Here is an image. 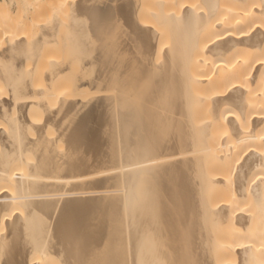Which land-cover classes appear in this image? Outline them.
<instances>
[{
    "label": "bare ground",
    "instance_id": "bare-ground-1",
    "mask_svg": "<svg viewBox=\"0 0 264 264\" xmlns=\"http://www.w3.org/2000/svg\"><path fill=\"white\" fill-rule=\"evenodd\" d=\"M13 1L16 0H0V45L3 47L5 46L4 41L7 43L4 48L0 47V65L2 69L6 63L7 65L10 63L13 72L12 74L11 71L9 72L10 77L6 73L9 68H4L0 72L7 69L4 74L0 75L2 78L6 76L9 83L5 82L6 87L4 83L6 79L2 81L3 83L0 80V83L4 85V88H7V84L10 85L9 91L6 89L8 93L4 91L3 97H0V264H56V261H58L57 264L61 261L63 264H264V0H165L168 3L165 5L164 2L166 8L163 9H160L163 6L162 1L158 0L159 4L162 3L158 9L160 14L157 9L154 10L155 14L160 15V20L157 19V15L151 17L159 22L163 19L162 23L167 18V21L165 20L167 25L173 24L168 26L170 30H166L172 31L170 34H173L172 36L169 34V37L170 39L175 38L174 41L177 39V43L184 39V43L182 42L184 45L180 44V47L183 46L184 49L181 50L176 48L179 44L172 46L174 41L169 38H166L163 43L161 38L165 39V37L160 38V33L162 34L164 30L157 33L158 28L161 27L154 25L157 23L156 19H154L155 23L147 22L144 25L145 20L142 24L143 19L140 20L139 15L136 19L140 23L133 17L136 13L132 16V13L137 12L136 7L132 6V1L137 5L136 0H104L106 5H124L123 9L126 2L134 7L132 10L135 11L132 12L126 6L128 11L124 12L126 11L124 9V15L118 14L117 18V13L113 11L117 7L112 5L116 8L111 10L108 6L110 11L107 10L108 13L106 11L108 20L105 21L108 27H112L108 28L105 22V25L103 24L112 32L116 28L111 25L115 22L116 15L118 24L117 22L114 24L119 25L117 29L119 28L124 33V39L129 36L131 44L125 46L129 49L130 55L134 57L129 60H120L121 63L131 64L129 67L126 65V67H121L120 73L115 70L117 74H120L118 79L121 82L118 85L112 83V86H115L116 96L113 99L109 97L111 95L109 94L108 100L104 102L107 105L103 107V112H101L102 107L100 108V121L103 127L100 126L102 132L99 134L101 135L97 134L101 131L100 127L87 128L86 122L91 124L92 116L88 115L90 116L88 120L91 121L89 122L85 119L86 115L85 117L80 115L83 118L79 117L81 110L78 111L79 113L76 112L78 116L74 113L75 118L77 116V119L86 120H84L86 129L93 134V136L90 133L86 134L88 144L85 140L81 141L84 145L86 143L85 147H87L83 146V154L87 149V155L96 151L99 153L96 156H100L98 159L95 156L96 153L90 155L94 160L87 158V155L83 157L85 159L82 161L88 166L85 168L88 169L86 172L81 168L83 162L80 163L75 156V161L78 160L81 165V169H78L83 172L81 174L78 172V175L66 171L63 161V167L59 161L60 166L57 165L59 168L55 173L56 166L53 162L55 157L50 156L51 149H55L53 146L62 137L64 139L60 127H63V122L66 123L68 120H62L65 115L61 113L63 109L57 108V111L53 107L54 104L53 106L50 103L48 105L45 100L57 99L58 101L59 97L61 100L62 96L64 98L67 96L69 97L68 102L73 101L71 96L74 91H70L71 89L67 92L60 91L61 96L59 93L55 94L53 80L59 74H63L64 68L54 65L56 61L53 60L54 62H48V67L52 64L53 67L49 69L47 67L44 72L42 68L39 69L40 73L45 74L43 76L46 82L44 84L43 81L44 86L42 87L41 84L38 86L39 83L35 79L36 70H38L36 64L38 65L37 60L40 57L39 48L54 40L52 33L57 19L49 18L51 21L47 25L43 24L41 32L37 31L39 34L37 33L35 40L34 38L29 40L26 37L28 31L25 28V22L30 21L29 18L28 20L23 18L25 20L23 26L17 23L19 22L18 16L14 21L12 18L8 20L11 15L8 12L12 10ZM97 1L59 0L61 4L57 2L59 4L57 6L63 10L68 2H71V8L68 10H71L74 21L81 22V26L86 27L82 16L86 14L89 5ZM197 4L200 12L196 10ZM120 8L119 6V13L122 10ZM56 9L58 10V8L54 10ZM61 9H59L60 12ZM57 10L58 14H55L59 17L60 12ZM161 10H163L162 14ZM111 11L114 16L110 14ZM36 12L31 10L29 15L31 19H34L31 21H35L38 25L40 24L37 23L39 17L34 18ZM128 12H130L129 16L133 17L132 19L128 17ZM39 14L37 12V16ZM140 14L143 15V13ZM151 14H148L147 10L146 15ZM164 14L167 16L163 17ZM120 19L123 20L121 27ZM193 23L195 25L192 27ZM15 24H18V27ZM147 24L153 25L158 30L154 27V29L150 28ZM79 26L75 24L74 29H70L69 33L73 34ZM102 27L98 29L99 32L96 31L99 36L93 35L94 40L97 37L100 40L103 39L102 34L106 32H103ZM27 28L29 29L28 26ZM171 28L177 32L175 30L173 32ZM108 33L104 36L107 37ZM174 33H177L176 37ZM108 39L107 37L106 40ZM98 42L96 41L95 44ZM105 42L101 40L98 44L105 45ZM127 49L126 53H128ZM176 49L181 53H178ZM21 52L27 56L26 58H32L29 60H32L35 67L34 65L28 67L29 63H26L24 56H22L23 60L16 57ZM132 64H138V66L134 67ZM25 66L28 68L25 69ZM58 66L61 65L58 64ZM23 69L25 71L21 74ZM21 76L23 79L20 81ZM111 76L108 74V79L109 77L112 79L113 76ZM52 89L53 93H51ZM100 90L103 89L100 88ZM93 93L95 92L92 91L91 95ZM99 93L102 96V93ZM70 94L71 96H68ZM79 95L81 96V93ZM52 96L54 97L51 99ZM75 96L73 94V97ZM71 98L72 100L69 101ZM59 102L56 104L60 108ZM68 102L67 105L73 103L72 105L76 106L74 102ZM13 103L17 105V109ZM36 104L44 110L46 116L45 118L43 114L41 116L44 120H38H42V126L46 127L45 123L47 127H55V122L59 120L56 117L61 118L60 121L63 122H58L62 123V126L58 127L61 132H57L61 133V138L56 135L57 139L53 133L57 131L55 128L59 124L54 129L49 128L53 131L51 136L48 132L50 130L39 127L41 122L37 124V120L32 121L36 118L30 119L32 115L31 117L28 115L27 112L30 110L28 108L32 105L34 108L30 111L35 110ZM11 107L15 109V112L17 111L16 116ZM77 109L78 107L73 111ZM57 112L61 113V117L59 113V116L55 115ZM66 117L65 119H68ZM70 117L73 120V117ZM95 121L98 120L95 119ZM29 124H31L32 132L35 131V136L38 134L41 136V138L39 136L36 138L38 139L36 145H34L35 137L33 138L32 135H26L24 132V136L20 133V137L23 136L21 138L15 135L19 129L24 131L28 128ZM34 124L43 130L38 127L34 128ZM84 125L82 126L85 127ZM91 125L89 127H92ZM33 128H37L38 133ZM39 130L40 132L45 130L44 135L49 137L47 141L41 140L44 135L39 133ZM95 130L99 131L95 132ZM84 131L87 132V130ZM45 132L50 135L48 136ZM25 136L33 138H31L33 144L28 139L33 147L27 142ZM94 136L97 139L102 136L97 140L100 143L94 142L96 139ZM51 137L57 141L55 142ZM82 137L85 138L84 135ZM43 138L46 140V137ZM65 139L63 144H70V142L65 143L67 141ZM60 141L61 144L62 140ZM92 142L93 148L91 147ZM50 144L54 145L51 147ZM67 147L62 146L60 149L64 151ZM88 147L95 151L91 152ZM97 147L99 150L102 148V154L96 150ZM32 149L37 156L33 155ZM28 151L32 153V156ZM65 152L68 151L61 153ZM61 153L58 154L61 155ZM80 153L82 155V152ZM27 155L31 156L32 161L41 159L36 162L37 164L35 163V166L32 161H29V166V163L25 162L28 161ZM63 155L66 158L69 156L67 153ZM65 157H63L64 160ZM40 160L45 161L39 163ZM74 166L76 167L75 164ZM72 171L75 172L74 169ZM82 204L85 207L79 208ZM86 204H89V207ZM61 205L71 206L68 208L70 210H72V205H78L71 211L81 209L78 216V213L73 212L74 215L69 212L71 216L73 215V219L75 218V222L69 217L68 221L64 220L65 224L67 222L69 224L70 220L74 223L70 221L72 224L66 225V228L63 225V229L54 228L51 220L53 222L56 217H53L54 219H49L50 225L43 226V228L47 226L48 228L38 231L40 219L35 220L38 216L36 213L45 208L54 207L56 210ZM55 206L58 207L55 208ZM89 208L93 210L90 212ZM55 210V213L62 211ZM26 211L32 213L36 211L35 218L29 216V220L26 216L23 217ZM84 211L87 214L83 216L81 212L84 214ZM50 215L47 217L49 218ZM44 216L46 218V215ZM43 219L44 217L41 220ZM46 220L44 219V222ZM34 222L38 223L37 227ZM25 224L26 226L30 224V230L26 229ZM70 225L73 226L69 227ZM22 226L26 227L25 230L22 229L24 234L32 231V235L29 236V232L28 236H22ZM32 226L38 231L34 235ZM33 256L35 257L32 258Z\"/></svg>",
    "mask_w": 264,
    "mask_h": 264
},
{
    "label": "rangeland",
    "instance_id": "rangeland-1",
    "mask_svg": "<svg viewBox=\"0 0 264 264\" xmlns=\"http://www.w3.org/2000/svg\"><path fill=\"white\" fill-rule=\"evenodd\" d=\"M62 1V0H61ZM143 1H145V0H136L135 1V3L137 4V5H135L134 4V2L132 1V3L134 4H132V6H134V7H136L135 8V10L137 9V12L135 11V10H132V9H134V7H131V5H129L128 3L129 2H126L127 4H126V6H128L129 7V11H131L132 10V12L133 11H135L134 13H132V16H133V14H135L133 17H135V19H136V17H138V15H139V19L141 20V19H143V20H141V23L142 22H144V20H145V22H144V25H146V23L147 22H149V23H153L154 21H156L157 19H159V16L160 15H158V14H155L156 12H155V10L157 9V11H158V9H159V7L162 5V3H163V6H161V8L160 9H163L164 7L166 8V6H164V2H165V0H160V1H162V3L160 2V4H159V1L157 2L156 0H146L145 2H143ZM14 3L11 5V7H12V10L11 11H9L8 13H10L11 15L9 16V21L10 20H12V21H14V19H17L18 18V21L19 22H17V23H19V25L21 24V26H23L22 24H24L23 23V21L25 22V20H23V18H25L26 20H28V18L30 19V21L31 20H34V19H31L32 17L29 15V14H31V13H29V12H31V10H35V11H37L38 12V16H37V12L35 13V15H32V16H35L34 18H37V17H39V18H37L39 21L37 22V23H40V24H36V22L35 21H29L28 20V22H30V24L28 23V22H25V28L27 29V31H28V34H27V36L26 37H28L29 38V40L32 38H34L33 40H35V38L38 36V34H39V32H37V31H40L41 32V30L43 29L42 27H44V23H45V25H47L48 23H49V21H51L49 18H55V19H57L56 21V26H55V29L53 30V35H52V38L54 39L52 42H49V43H46V44H48V45H43V46H40V48H39V51H40V57L38 58V65L36 64V68L38 69V70H36V72L38 73H36V75H35V79L38 81V83L39 84H37L38 86L41 84V86L43 85V81H44V84L46 83L45 82V80H43L44 78H43V76H45V74L43 73L46 69H47V67L49 66L48 65V62H52L53 60L54 61H56V63L54 64V65H56L57 67H63L64 68V70H63V74L61 73V75L59 74L57 77H55V79L53 80L54 81V83H53V85L55 86V94L56 93H59L60 91H65V92H67V90H70V91H74V92H76V93H74L73 92V94H74V96H75V94H76V96L75 97H73V94H72V96H71V94L70 95H68V96H71L72 98H73V101L72 102H74L75 104H76V106L75 105H72L73 103L70 101V100H72V98L71 99H69V101L70 102H68V98H67V96H66V98H64L63 96H62V99L60 100V98L61 97H59V96H61V94L59 93V100L58 101H60L59 103H58V106L60 105V108L59 107H57V104H56V102H58L57 101V99H54L53 101H55V102H53V101H50V99H46L45 100V102L49 105V103H50V105H52L53 106V104H54V108L57 110V108L58 109H63V111L61 112L62 113V115L63 114H65V115H63V117H64V119H63V117H62V120H64V121H66V120H68V122H63L62 120V122H63V124L65 125V128H64V125H63V127H60V128H62L61 129V131H62V136L64 135V139L66 138H68L67 139V141L65 142V143H69L70 142V144H63V137L62 136H60V134L59 133H57L58 131H60V129L58 128L62 123H58L59 121H60V119L61 118H58V117H56V119H59L58 120V122L56 123L55 122V127L57 126V128H55V127H47V125L44 123V125L46 126V127H44V126H42V120L41 121H38V120H40V119H43L42 117L43 116H41V115H43L44 114V110L43 109H41V107L40 106H37V104H36V106L37 107H35V110H33V111H30L32 108H34V106H35V104H33L34 106L32 107V105L30 106L31 108H28V109H30V110H28V115L31 117V115H32V118H30V119H34V118H36L35 120H32L33 122L34 121H36V123L38 124V122H41V126H39V127H43V129L44 128H47L48 130H50V131H48L50 134L53 132L51 129H49V128H55V130L57 129V131H55V132H53L54 133V135H55V137L58 139V137H62L60 140H62V143L60 144V140L58 141V143H56V145H59L58 147H56V145H51V147L53 146V147H55V149H56V151H58V153H61V152H64V151H68V152H70V153H72V154H69L68 152H65V153H67L68 155V157L66 158L63 154H65V153H61V155H62V157H61V155H59L58 153V155L56 154V151H55V149L54 148H52L51 149V154H50V156H52V157H55V160L53 161L54 163H55V173L57 172V168H59L57 165H59L60 163H59V161L61 162V164L60 165H62V161H63V165H64V163H65V165H64V168L66 169V171H68V172H72L71 174H76V175H78V172H79V174H81V173H83L81 170H79L78 168H80V164H79V161L78 160H80V163L81 162H83L84 161V159L85 158H83V157H85V155H87L86 153L88 152L87 151V149H85V151H86V153H84L83 154V151H84V147H85V145H86V143H85V145H84V143H81V141L83 140V142H84V140L86 141L87 139H86V134L87 133H90V130H88V129H86V124H88V126H87V128H90V129H93V127H102V122L100 121L101 120V118H100V114H101V112H103L102 110H103V107H105L107 104L106 103H104V102H106L107 100H108V95L109 94H111L109 97H113V99L115 98V96H116V94H115V86H112L113 84L114 85H116V83H117V85H118V83L119 82H121L120 81V79H118V77H120V74H117V72L120 70V68L121 67H126V66H130L131 64H128V63H121V61L120 60H129L131 57H132V59H133V57L134 56H131L130 55V53H129V49H127V46H125V45H129V44H131V40L129 39V36L127 37L126 35V37L127 38H123V36H124V33H122L120 30H119V28L117 29V26H119V25H115L114 23L115 22H117L116 21V15H115V22L113 23V24H111V25H113V28L114 27H116L112 32H110L108 29H107V25H108V23H106V19L108 18L107 16L108 15H106L107 13H108V11L107 10H109L110 11V9L109 8H111V10H113V9H115L116 7V9H118L119 8V6L122 8V6H124V5H122L121 6V4H118V6L116 5V4H111V5H106V3H105V1L104 0H98L95 4H92V5H89V7L87 8V11H86V14L85 15H83L82 17V20L84 21V23L86 24V27H82L81 26V22L79 23V22H76V21H74V18L72 17V15H71V10H68V9H70L71 8V5L70 4H72L71 2H68V4L66 5V8L65 9H63L64 10V12H63V10L61 9V8H59L57 5H59L58 3H60L59 2V0H23V1H19V0H16V1H13ZM18 2H20L19 3V5L17 4ZM58 2V3H57ZM157 2V3H156ZM55 3V4H54ZM141 3H143L142 4V6H141ZM166 3H168L167 1L165 2V5H166ZM198 3H200L201 4V2H199L198 1ZM17 4V5H16ZM61 4V3H60ZM122 4H124V3H122ZM140 4V5H139ZM149 4V8L150 9H147L148 7H147V5ZM156 4L158 5L159 4V6H156ZM170 4V3H169ZM204 4V3H203ZM53 5V6H52ZM56 5V6H55ZM70 5V6H69ZM112 5H114V6H116L115 8H114V6H112ZM152 5V6H151ZM202 5V4H201ZM55 6V7H54ZM108 6H109V8H108ZM110 6H112V7H110ZM124 7V9H126V11H124V9L122 8V10H121V12L119 13L118 11H120L119 9L118 10H113L114 12H116L117 13V18H118V14L120 15V14H123L124 15V13H123V11L124 12H127L128 11V8L127 7ZM141 6V7H140ZM155 6H156V8H155ZM204 5H202V7H203ZM138 7H139V9H140V12L138 11L139 9H138ZM143 7H145V8H143ZM167 7L168 8H170V5H168L167 4ZM175 7H177V5H175ZM200 7V6H199ZM202 7L200 8V9H202ZM37 8V9H36ZM52 8H58V12H60V10L59 9H61V12H60V14L58 15L59 17H57V15L56 14H58V13H56V10H54V9H52ZM120 8V9H121ZM131 8V9H130ZM153 8V9H152ZM203 8H205V6L203 7ZM51 9L53 10V11H51ZM155 9V10H154ZM199 8H198V4H197V9L196 10H198ZM69 12H68V11ZM146 10V11H145ZM147 10H148V14H151L152 12H153V14H151L150 16L149 15H146L147 14ZM151 10V11H150ZM168 11H169V9H167ZM167 10H164L165 12H167ZM29 11V12H28ZM55 11V12H54ZM106 11H107V13H106ZM163 10H161V14L163 13L162 12ZM199 12L201 11V10H198ZM63 12V14L61 15V13ZM66 12H68V13H66ZM113 12V13H114ZM159 12V11H158ZM170 12V11H169ZM168 12V13H169ZM32 13L34 14V12L32 11ZM56 13V14H55ZM138 13V14H137ZM140 13H143V15L145 16H143L142 14H140ZM168 13H166V14H168ZM29 15V17L27 16V15ZM54 14H55V16H54ZM110 14H112V11H111V13ZM129 14H130V12H128V17H130L129 16ZM159 14H160V12H159ZM166 14H164V15H162L163 17H165V16H167ZM42 15V16H41ZM53 15V16H52ZM113 15V14H112ZM123 15H122V17H123ZM156 15L158 16V18L156 19V18H154V19H156V20H154L153 19V17L155 16L156 17ZM13 16V17H12ZM18 16V17H17ZM114 16V15H113ZM148 16V17H147ZM151 16H153V17H151ZM15 17H17V18H15ZM57 17V18H56ZM72 17V18H71ZM126 18H127V16H125ZM132 17V18H133ZM162 17V18H163ZM12 18V19H11ZM110 18V17H109ZM124 18V17H123ZM131 17H130V19H132ZM145 18V19H144ZM161 18V19H162ZM20 19V20H19ZM73 19V20H72ZM112 19H114V18H112ZM148 19H150V21L148 20ZM153 19V20H152ZM167 19V18H166ZM165 19V20H166ZM36 20V19H35ZM45 20V21H44ZM67 20V21H66ZM108 20V19H107ZM121 20V23H120V27H121V24H122V19H120ZM119 20V21H120ZM126 20H128V19H126ZM136 20H138V19H136ZM160 20V19H159ZM159 20H157V23H159V24H157V23H155L154 25H158L157 27H161V28H156V27H154L153 25H150V24H147V26H150V28H152V29H154L155 28V30L157 29L158 30V34H159V31L160 32H163V30H164V32L161 34L160 33V38L161 37H165V39L164 38H161L162 40H163V43L165 42V40H166V38H169L170 39V37H169V34H170V32H172V31H170L169 32V28H168V26H171V24L172 23H170V25H167V22H165V20H164V22L162 23V20L159 22ZM37 21V20H36ZM61 21V22H60ZM71 21V22H70ZM139 21V20H138ZM167 21V20H166ZM33 22H35V23H33ZM47 22V23H46ZM73 22V23H72ZM104 22L106 23V26L107 27H105L104 25ZM110 22V21H109ZM112 22V21H111ZM126 22V21H125ZM128 22V21H127ZM12 23V22H11ZM10 23V24H11ZM26 23H28L27 25H26ZM71 23H72V25H71ZM77 25H80L79 27H75L76 29H75V33L73 32V34L72 33H69V32H71V30L70 29H74L73 27L75 26V24ZM139 23H140V21H139ZM165 23H166V25H165ZM34 24V25H33ZM104 24V25H103ZM116 24H118V22L116 23ZM126 24V23H125ZM125 24H124V26H125ZM143 24V23H142ZM198 24V23H197ZM14 25V24H13ZM15 25H17V27H18V24H15ZM74 25V26H73ZM110 25V24H109ZM115 25V26H114ZM162 25H164V26H162ZM173 25V24H172ZM195 24L193 23L191 26L193 27ZM27 26L29 27V29L27 28ZM70 26V27H69ZM101 26H103L102 27V30H103V32H106V33H108V32H110V33H108L107 34V37L109 38L108 40H106L107 39V37L106 36H104V35H106V33H104V35L102 34V37H103V39L101 38V40H104V41H106L105 42V45H102V44H98L99 42H101V40L98 38V40H97V38L94 40V36L93 35H98V33L96 34V31L97 32H99V30L98 29H100L101 28ZM123 26V25H122ZM165 26H167L166 28H165ZM179 26H181V25H179ZM32 27H34V28H32ZM36 27V28H35ZM81 27V28H80ZM110 27H112V26H110ZM110 27H108V28H110ZM154 27V28H153ZM181 27H183V26H181ZM185 27V26H184ZM183 27V28H184ZM86 28V29H85ZM113 28H111V30L113 29ZM173 28V27H172ZM171 28V29H172ZM180 28V27H179ZM178 28V29H179ZM31 29V30H30ZM88 29H89V32H91L90 34H89V32L87 33V31H88ZM104 29H106V31L104 30ZM117 29V30H116ZM166 29H169V30H166ZM190 29V28H189ZM17 30H18V28H17ZM78 30V31H77ZM81 30V31H80ZM86 30V31H85ZM107 30H108V32H107ZM166 30V31H165ZM173 30V29H172ZM175 30V29H174ZM174 30H173V32H174ZM182 30V29H181ZM187 30H188V28H187ZM26 31V30H25ZM180 31V30H179ZM178 31V32H179ZM184 31H185V29H184ZM100 32H101V30H100ZM166 32V33H165ZM169 32V33H168ZM175 32H177L176 30H175ZM181 32V31H180ZM179 32V33H180ZM38 33V34H37ZM77 33V34H76ZM87 33V34H86ZM94 33V34H93ZM25 34H26V32H25ZM70 34V35H69ZM72 34V35H71ZM99 34H101V33H99ZM172 34L173 33H171L170 34V36H172ZM177 34V33H176ZM175 33H174V37H176L177 35H176ZM181 35H183L182 33H180ZM37 35V36H36ZM79 35V36H78ZM85 35V36H84ZM91 36V37H88V36ZM163 35V36H162ZM166 35V36H165ZM176 35V36H175ZM70 38H69V37ZM72 36V37H71ZM76 36V37H75ZM99 36V35H98ZM110 36H111V38H110ZM180 36V35H179ZM113 37V38H112ZM158 37H159V35H158ZM88 38H91V39H88ZM106 38V39H105ZM27 39V38H26ZM71 39V40H70ZM74 39V40H73ZM127 39H129V40H127ZM175 39V38H174ZM174 39L172 38V39H170V40H173L174 41ZM28 40V39H27ZM89 40V41H88ZM117 40V41H116ZM169 40V42H172V41H170ZM179 40V39H178ZM184 40V39H183ZM180 41L179 40V42L180 43H177V39H176V41H174V42H172V43H174V44H171L172 46H174V45H176V44H179L176 48H180V50L181 49H184V47L182 46V47H180V44H183L184 43V41ZM32 41V40H31ZM91 41V42H90ZM96 41H99L98 43H96L95 44V42ZM68 42V43H67ZM73 42V44H71ZM130 42V43H129ZM176 42V43H175ZM183 42V43H182ZM93 45H92V44ZM103 44H104V42H102ZM113 43H114V45H113ZM126 43H128V44H126ZM4 44H5V46H6V42L4 41ZM69 44H70V46H69ZM79 44V45H78ZM83 44H85V45H83ZM106 44H107V46H106ZM170 43H168V45H169ZM80 45H82V46H80ZM91 45V46H90ZM97 45V46H96ZM123 45V46H122ZM163 45H165V44H163ZM168 45L166 44V46L168 47ZM171 45H169V46H171ZM184 45V44H183ZM4 45H3V47H1V45H0V47H1V49L2 48H4L5 47ZM72 46V47H71ZM104 46V47H103ZM42 47V48H41ZM89 47V48H88ZM94 47V48H93ZM96 47V48H95ZM122 47V48H121ZM125 47V48H124ZM109 48V49H108ZM174 48V47H173ZM0 49V50H1ZM40 49H42V51L40 50ZM126 49H127V52L128 53H126ZM178 49H176L177 51H179ZM98 50V51H97ZM105 50H107L106 52H107V54L109 55H107L106 54V52L103 51ZM74 51V52H73ZM123 51H125V52H123ZM183 51V50H182ZM103 54H101V53ZM105 53V54H104ZM178 53H181V51H179ZM41 54H43V56L41 57ZM95 54V55H94ZM114 54H116V55H114ZM122 54V55H121ZM126 54V55H125ZM127 54H129V55H127ZM18 55V54H17ZM21 55V56H20ZM46 55V56H45ZM22 56H24L25 58L27 57L24 53H19V55L18 56H16L17 58H19V60L20 59H22L23 60V57ZM45 56V57H44ZM50 56H52V57H50ZM104 56V57H103ZM125 56V57H124ZM21 57V58H20ZM107 57V58H106ZM129 57V58H128ZM24 58V59H25ZM29 58H31V57H29ZM29 58H26V60L25 61H27L26 63L28 64L29 63V65H28V67L29 66H32V65H34V63L32 62V60L30 61L29 60ZM51 58V59H50ZM117 58V59H116ZM127 58V59H126ZM28 59V60H27ZM32 59V58H31ZM103 59V60H102ZM104 59H106V60H104ZM159 58H157V60H158ZM21 60V61H22ZM45 60V61H44ZM47 60H49V61H47ZM80 60H81V62H80ZM40 61V62H39ZM42 61V62H41ZM45 63H44V62ZM47 61V62H46ZM53 61V62H54ZM83 61V62H82ZM109 63H108V62ZM117 61V62H116ZM120 61V62H119ZM24 62V61H23ZM33 63V64H32ZM41 63V64H40ZM117 63V64H116ZM31 64V65H30ZM47 64V65H46ZM50 65H51V63H49ZM58 64H60L61 66H58ZM86 64V65H85ZM124 64V65H123ZM25 65V64H24ZM23 65V66H24ZM85 65V66H84ZM97 65V66H96ZM106 65V66H105ZM126 65V66H125ZM134 67L135 66H138V64H132ZM6 66H8V67H6ZM27 66V65H26ZM25 66V69L26 68H28V67H26ZM52 67H53V64L51 65ZM50 66V67H51ZM33 67H35V65L33 66ZM39 67V68H38ZM50 67H48V69L50 68ZM55 67V66H54ZM97 67V69H95ZM108 67V69H106ZM111 67H112V70H111ZM4 68H9L8 69V72H6L7 74H8V76L10 77L11 76V74L13 73L12 72V70H11V67H10V63H9V65H7V63L4 65V67L2 68V69H4ZM23 68V67H22ZM41 68L43 69V72H41L40 73V71H39V69L41 70ZM103 68V69H102ZM116 68V69H115ZM118 68V69H117ZM2 69H1V65H0V72L2 71ZM7 69L5 70V71H7ZM22 70V69H21ZM81 70V71H80ZM101 70V71H100ZM111 70V71H110ZM117 72H116V71ZM4 71V70H3ZM4 71V72H5ZM11 71V74L9 73ZM24 69H23V71H21L22 73L21 74H23L24 73ZM99 71V72H98ZM4 72H2V73H0L1 75L2 74H4ZM104 72V73H103ZM106 72V73H105ZM82 73V74H81ZM99 73V74H98ZM112 73V74H111ZM116 75H115V74ZM118 73H120V71L118 72ZM7 74H5V75H7ZM42 74H44V75H42ZM77 74H78V76H77ZM108 74H109V76L110 75H112L113 76V80L109 77V79H108ZM114 74V75H113ZM1 75H0V77H1ZM5 75H3V76H5ZM38 75V76H37ZM99 75V76H98ZM25 76V75H24ZM98 76V77H97ZM103 76H105V77H103ZM111 76V77H112ZM22 78L21 79H19L20 81L23 79V76H21ZM78 78V79H77ZM80 78V79H79ZM4 79H6V81H4V83L6 82V83H9V79L7 80V78H6V76H5V78L3 77H1L0 78V80H1V82L4 80ZM38 79H41V80H38ZM18 80V81H19ZM35 80V82L37 83V81ZM82 80V81H81ZM98 80V81H97ZM114 80H115V82H114ZM41 81V82H40ZM86 82V83H85ZM88 82V83H87ZM3 83V82H2ZM6 83H5V87H6ZM99 83V84H98ZM113 83V84H112ZM79 84H80V87H79ZM0 85H1V87H0V91H1V95L3 94V93H8L7 91H6V89L8 90L9 88H10V85L9 84H7L8 86H7V88H4V85L3 84H1L0 83ZM72 85V86H71ZM94 85V87L92 88V86ZM96 85V86H95ZM99 85V86H98ZM103 85H104V87H103ZM111 85V86H110ZM44 86V85H43ZM42 86V87H43ZM71 86V87H70ZM101 86V87H100ZM65 87H67L66 89H63V88H65ZM99 90H97L96 88ZM101 89H103V90H100V88ZM111 87H112V89H111ZM78 88V89H77ZM80 88V89H79ZM104 88H107V89H104ZM117 88H119V87H117ZM54 89V88H53ZM53 89L51 90V93H53L54 91H53ZM83 92V94H82V92ZM85 90L87 91L88 90V92H85ZM106 90V91H105ZM5 91V92H4ZM9 91V90H8ZM90 91V92H89ZM92 91L93 92H97L96 93V95H94L95 93H93V95H91V93H92ZM112 93H111V92ZM118 92H119V89L117 90ZM64 92V93H65ZM71 92V93H72ZM81 93V96L79 95L80 93ZM99 92H101L102 93V96H101V94L99 93ZM103 92H105V94L103 93ZM107 92H109V93H107ZM114 92V93H113ZM70 93V92H69ZM85 93V94H84ZM90 93V95H86V94H89ZM48 94H50V93H48ZM47 94V95H48ZM68 94V93H67ZM97 94H99V95H97ZM106 94H107V96H106ZM115 94V95H114ZM0 95V97H3V95L1 96ZM5 95V94H4ZM7 95V94H6ZM5 95V96H6ZM51 95H53V94H51ZM56 95H58V94H56ZM84 95V97H82ZM49 96V95H48ZM94 97V98H92V97ZM96 96V97H95ZM99 96V97H98ZM106 98V99H104V97ZM46 97V96H45ZM50 97V96H49ZM54 96H52L51 97V99L53 98ZM101 97V98H100ZM48 98V97H47ZM57 98V97H56ZM86 98H87V100H86ZM90 98V99H89ZM99 98V99H98ZM103 98V99H102ZM76 99H78V100H76ZM110 99V98H109ZM44 100V99H43ZM66 100H67V102L68 103H72L71 105H67V102H66ZM79 100H81V101H79ZM82 100H84V101H82ZM50 101V102H49ZM79 101V102H78ZM45 102H43L44 104H46ZM66 102V103H65ZM83 102H85V103H83ZM16 103V102H15ZM15 103H13V105H15ZM77 103H78V105H77ZM83 103V104H82ZM87 103V104H86ZM17 104V103H16ZM46 104V105H47ZM104 104V105H103ZM12 105V104H11ZM12 105V106H13ZM18 105V104H17ZM17 105H15L16 106V108L15 109H17ZM47 105V106H48ZM56 105V106H55ZM67 105V106H66ZM81 107H80V106ZM15 106H13V107H15ZM69 106H71V107H69ZM86 106V107H85ZM13 107H11L12 109H14ZM41 109H39V108ZM73 107V108H72ZM76 107H78V109H77V111H73L74 110V108H76ZM102 107V108H101ZM37 108V109H36ZM65 108V109H64ZM72 108V109H71ZM97 108V109H96ZM100 108H101V112H100ZM15 109H14V111L13 112H15ZM80 110H81V112H80ZM84 110V111H83ZM29 111H30V113H29ZM41 111H43V112H41ZM58 111V110H57ZM59 111H61V110H59ZM80 113H79V112ZM86 111H87V113H86ZM92 111V112H91ZM12 112V113H13ZM76 112H78L79 113V117H80V115L81 116H83V117H85V115L87 116V118H85V119H87V121H89V122H91V121H93L91 124L90 123H87L86 122V124H85V119H77V114L78 113H76ZM89 112H91V113H89ZM16 113H17V111L15 112V116H16ZM56 113V112H55ZM58 113L59 112H57V114H55V115H58ZM61 113H59V115H60V117H61ZM74 113H76V118H75V115H74ZM82 113V114H81ZM84 113V114H83ZM14 115V114H13ZM58 115V116H59ZM72 116L73 117V120H72V118L70 117V116ZM88 115H90V116H92L90 119H91V121L90 120H88V118L90 117V116H88ZM98 117H97V116ZM65 116H67L66 118H68V119H65ZM44 117L46 118V116H45V114H44ZM83 117H80V118H83ZM55 119V120H56ZM75 119V120H74ZM77 119V120H76ZM95 119L96 120H98V121H95ZM44 120V119H43ZM69 120H71L70 122H69ZM82 120V121H81ZM85 120V121H84ZM60 121V122H61ZM44 122V121H43ZM76 122V123H75ZM99 123V124H96V123ZM70 123V124H69ZM72 124V125H71ZM85 124V125H84ZM35 125V124H34ZM52 125V124H51ZM54 125V124H53ZM67 125V126H66ZM69 125V126H68ZM82 125H84L85 127H83ZM92 126V127H89V126ZM94 125V126H93ZM26 127H28L27 125H25ZM50 126V125H49ZM62 126V125H61ZM82 126V127H81ZM32 127H33V125H32ZM35 127H38V125H35L34 126V128ZM38 127V128H39ZM72 127V128H71ZM100 127V130L101 131H99V130H95V132H98L97 134H99L100 132H102V128ZM33 128V129H34ZM82 128V129H81ZM84 128V129H83ZM94 128V129H95ZM22 129H24V128H22ZM37 129V128H36ZM36 129H34V130H36ZM39 129H42V128H39ZM42 129V130H43ZM65 129V130H64ZM97 129H99V128H97ZM71 130V131H70ZM84 130H87V132H85ZM19 131V132H18ZM17 132H16V136L17 137H19V138H21V137H23L24 136V134H23V132L27 135V134H29V136L30 135H32V137L34 138L35 137V141L34 142H36L34 145H36L38 142H37V140L38 139H36L38 136H39V134H38V136H35V131L34 132H32V128H31V124H29V127L28 128H25L24 129V131L23 130H21V129H19ZM22 131V132H21ZM37 131V130H36ZM45 131V130H44ZM44 131L42 132H40V130H39V133H42V135H44ZM60 131V132H61ZM63 131H65L64 132V134H63ZM84 131V132H83ZM89 131V132H88ZM91 131H93V130H91ZM66 132H68V133H66ZM82 132V133H81ZM23 134V136H21L20 137V135L21 134ZM35 133V134H34ZM37 133H38V131H37ZM45 133H47V132H45ZM56 133V134H55ZM76 133H78V134H76ZM81 133V134H80ZM85 133V134H84ZM92 133V132H91ZM90 133V135H92L93 136V134H91ZM94 133V132H93ZM18 134V135H17ZM34 134V135H33ZM48 134V133H47ZM50 134H48V136L50 135ZM71 134V135H70ZM96 134V133H95ZM53 135V136H54ZM56 135H59L58 137L56 136ZM66 135V136H65ZM80 135V136H79ZM85 136V138L84 137H82V138H84V139H82L81 138V136ZM90 135H88V137L90 136ZM99 135H101V134H99ZM51 136H52V134H51ZM96 136V135H95ZM94 136V137H95ZM98 136V135H97ZM26 137V136H25ZM32 137H26L27 138V140L28 139H30V141H31V143H32V140H31V138ZM40 138H41V136H39ZM43 137H46V140H44L45 138H43ZM73 137V138H72ZM77 137H79V138H77ZM100 138L102 137V136H99ZM99 137H98V139H97V137H95L96 139H95V141L94 142H96L97 140H99ZM32 138V139H33ZM47 138H49V137H47L46 135H44V136H42V139L41 140H43V141H47ZM52 138V137H51ZM50 138V139H51ZM72 138V139H71ZM76 138V139H75ZM89 138H92L91 136L89 137ZM54 139V141H55V138L53 137L52 138V140ZM65 139V140H66ZM81 139V140H80ZM40 140V139H39ZM52 140H49L50 142L52 141ZM73 142H72V141ZM75 140H76V142H75ZM91 140V139H90ZM30 141L28 140L27 142L30 144ZM57 141V140H56ZM55 141V142H56ZM77 141H78V143H80V144H78L77 143ZM100 141H101V139H100ZM33 142V143H34ZM49 142V143H50ZM53 142V141H52ZM51 142V143H52ZM87 142V141H86ZM88 142H89V140H88ZM88 142H87V144H88ZM32 143V144H33ZM96 143H100V142H96ZM95 143V144H96ZM75 144H77L76 146H75ZM92 145H93V142L91 143ZM90 144V145H91ZM103 144V143H102ZM102 144H100L101 145V147L103 148V146H102ZM31 145V144H30ZM29 145V146H30ZM61 145V146H60ZM67 145H68V147H67ZM73 147H72V146ZM91 145V147L93 148L94 147V145L92 146ZM100 145H98L99 147H100ZM104 145V144H103ZM62 146H66L68 149H69V147H70V150H68L67 148H66V150H64V151H62V149H60V148H62ZM75 146V147H74ZM81 146H82V148H81ZM84 146V147H83ZM87 146H89V145H87ZM28 147V146H27ZM31 147H33V145H31ZM90 147V148H91ZM95 147H96V145H95ZM65 147H63V149H64ZM76 148V149H75ZM85 148H87V147H85ZM89 147H88V149H90ZM102 148L99 150L98 149V147H97V149L96 150H99V152L101 153V152H103L102 151ZM72 149H74V150H76L75 152H74V150H72ZM81 149V150H80ZM72 150V151H71ZM91 150V149H90ZM93 150V149H92ZM92 150H91V152H92ZM32 151H33V149H32ZM61 151V152H60ZM93 151H95V149L93 150ZM29 153H30V151H28ZM53 152H55V153H53ZM80 152H82V155H81V153ZM36 154V152H34L33 151V155L34 156H37V155H35ZM78 153V154H77ZM90 153V152H89ZM93 153H96V151L95 152H92V154ZM53 154V155H52ZM74 154V155H73ZM77 154V155H76ZM92 154H90V155H92ZM99 153L97 152L96 154H95V156L96 155H98ZM102 154V153H101ZM100 154V155H101ZM30 155L32 156V153H30ZM56 155V156H55ZM78 155H80V156H78ZM90 155H87L86 157L87 158H89L90 157ZM31 156H29V155H27V159H28V161H25V162H27V163H29V166H30V162L29 161H32L31 160ZM33 156V157H34ZM75 156H77V157H75ZM32 157V158H33ZM60 157V158H59ZM63 157H65L66 159L64 160L63 159ZM71 159H70V158ZM74 157L76 158V159H78L77 161H75V159H74ZM92 157V156H91ZM90 157V158H91ZM98 156H96V158H97ZM35 158H38V157H35ZM69 158V159H68ZM100 158V156L98 157V159ZM27 159H25V160H27ZM39 159H41V158H39ZM39 159H35V161H32L34 164V166H35V163L36 162H38V160ZM58 159V160H57ZM67 159L69 160V161H67ZM91 159H93L94 160V158H91ZM98 159H95V160H98ZM83 160V161H82ZM88 161L90 160V159H87ZM23 161V160H22ZM43 161H45V160H40L39 161V163H41V162H43ZM66 161V162H65ZM75 161V162H74ZM86 161V160H85ZM91 161V160H90ZM89 161V162H90ZM72 162H74V164L76 165V167L74 166V164L72 163ZM78 162V163H77ZM67 163V164H66ZM71 163V164H70ZM84 163V162H83ZM82 163V165H83V167H81V168H83V171H85L86 172V170H88V169H85L86 168V164L84 163L83 164ZM91 163H93V161L91 162ZM23 164H24V162H23ZM32 164V163H31ZM37 164V163H36ZM77 164H79V166H77ZM28 165V164H27ZM26 165V167H28ZM33 165H31L32 167H34ZM59 165V166H60ZM63 165H62V167H63ZM67 165H69V167H67ZM70 165H71V167H70ZM88 165H90L89 163H88ZM85 166V167H84ZM25 167V168H26ZM67 167V168H66ZM70 169V171H69V169ZM80 168V169H81ZM87 168H88V166H87ZM34 169V168H33ZM74 169V171L75 172H73L72 170ZM78 169V170H77ZM85 169V170H84ZM23 170H25V169H23ZM35 170H36V168H35ZM59 170V169H58ZM81 171V172H80ZM87 206L89 205V204H86ZM76 206H78V205H72V210H73V207H76ZM58 206H55V208H57ZM64 209H63V208ZM80 207H85L83 204L81 205V206H79V208ZM89 207V206H88ZM92 206H90V208H91ZM59 208V209H58ZM56 210H62V211H59L58 213H57V211L54 209V207L53 208H51V209H47V208H45V209H41V210H39V213L37 212L36 213V215H38L36 218H35V212L34 213H32V212H28V211H26V212H24L23 213V217H25L26 216V218H28L29 220H30V218H35V220L36 221H38L39 219V221H38V223H39V225H41V223H42V226H40L39 227V225H38V228H37V230L39 231V230H44L45 228H48V226L47 227H44L43 228V226L45 225V224H47V225H50L49 224V222H50V220L49 219H54L55 217V220H53V222H52V220H51V224H53V226H54V228H59V229H63L62 227H63V225H65V227L64 228H66L69 224H72V223H74L75 222V218L73 219V215L71 216V214L70 213H78L77 214V216L79 215V213H80V211H81V209L79 210V211H76V210H74L73 212H71L72 210H70V209H68V208H71V206H66V205H61V207L59 206ZM68 209V211H65V210H67ZM78 208V209H79ZM87 208V207H86ZM89 208V210H90V212H91V210H93V209H90ZM93 208V207H92ZM47 209V211H45ZM75 209H77V208H75ZM77 209V210H78ZM85 209V208H84ZM50 210H51V212H50ZM54 210L56 211V213L54 212ZM83 210V209H82ZM85 210H87V209H85ZM40 211H43V212H40ZM76 211V212H75ZM46 212V213H45ZM54 212V213H53ZM66 212V213H65ZM70 212V213H69ZM85 213L83 214V212H81L82 214L81 215H85V214H87L86 213V211H84ZM26 213V214H25ZM30 213H32V214H29ZM41 213V214H40ZM43 213H44V215H46V218L48 219V220H46V218H45V216L43 215ZM49 213V214H48ZM61 213V214H60ZM63 213V214H62ZM67 213H68V216H67ZM73 213V214H74ZM51 214V215H50ZM54 214H56V215H54ZM69 214H70V216H69ZM39 215H41V216H39ZM43 215V216H42ZM48 215H50L49 216V218L47 217ZM65 216V218H64V216ZM75 215V214H74ZM29 216H31L30 218H29ZM33 216V217H32ZM67 216V217H66ZM44 217V219L47 221V223H46V221L44 222V219L43 220H41L42 218ZM54 217V218H53ZM60 217H62V218H60ZM69 217H71V219H73L74 220V222H72L71 220V222L69 221V224H68V222L65 224V222L66 221H68L67 220V218H69ZM75 217V216H74ZM80 217V216H79ZM26 218H24V219H26ZM57 218H58V220H57ZM64 218V219H63ZM77 219H79L78 217H76ZM27 219V220H28ZM66 219V221H64ZM76 219V220H77ZM28 220V221H29ZM35 220H31V221H35ZM63 220V221H62ZM42 221V222H41ZM58 221V222H57ZM55 222H57V223H55ZM29 223H30V221H29ZM35 223V225L36 224H38V223H36V222H34ZM54 223H55V225H54ZM28 224V223H27ZM30 225V224H29ZM26 226V224H25V226L27 227H24V228H26L27 230H30V227L31 226ZM67 225V226H66ZM24 226V225H23ZM23 226L21 227V234H22V236H26L27 235V233H29V232H25V234L22 232V231H24L25 229L23 228ZM46 226V225H45ZM53 226H52V229L53 230H55L54 228H53ZM61 228H60V227ZM73 226V225H72ZM71 225L69 226V227H72ZM29 227V228H28ZM36 227H37V225H36ZM36 227H34L33 228V226H32V230H33V235L35 234V233H37L38 231H36L35 230V228ZM40 228V229H39ZM22 229H24V230H22ZM32 233V231L30 232V234H29V236L30 235H32L31 234ZM24 234V235H23ZM28 236V235H27ZM33 252H35V251H33ZM7 253H8V251H7ZM2 257H3V255H2ZM35 256H33L32 258H34ZM55 258H57V257H55ZM3 259V258H2ZM4 260V259H3ZM54 260V259H53ZM57 260V259H56ZM57 263H58V261H56ZM53 263V262H52ZM56 263V264H57ZM60 264H63L62 263V261L60 262Z\"/></svg>",
    "mask_w": 264,
    "mask_h": 264
}]
</instances>
